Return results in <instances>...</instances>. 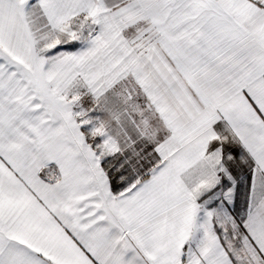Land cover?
Listing matches in <instances>:
<instances>
[{
	"label": "snow or ice",
	"instance_id": "snow-or-ice-1",
	"mask_svg": "<svg viewBox=\"0 0 264 264\" xmlns=\"http://www.w3.org/2000/svg\"><path fill=\"white\" fill-rule=\"evenodd\" d=\"M0 264H264V0H0Z\"/></svg>",
	"mask_w": 264,
	"mask_h": 264
}]
</instances>
